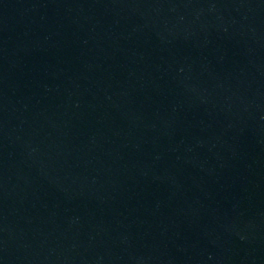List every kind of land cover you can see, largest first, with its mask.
<instances>
[{
  "label": "water",
  "instance_id": "water-1",
  "mask_svg": "<svg viewBox=\"0 0 264 264\" xmlns=\"http://www.w3.org/2000/svg\"><path fill=\"white\" fill-rule=\"evenodd\" d=\"M264 229V0H0V264H239Z\"/></svg>",
  "mask_w": 264,
  "mask_h": 264
}]
</instances>
